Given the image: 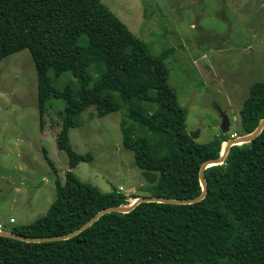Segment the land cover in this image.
Returning a JSON list of instances; mask_svg holds the SVG:
<instances>
[{
    "label": "trees",
    "instance_id": "1",
    "mask_svg": "<svg viewBox=\"0 0 264 264\" xmlns=\"http://www.w3.org/2000/svg\"><path fill=\"white\" fill-rule=\"evenodd\" d=\"M83 36L85 45L79 43ZM89 49L100 56L84 55ZM22 50L34 64L40 129L47 103L64 104L56 145L67 154L70 171L63 184L54 181V200L42 218L8 232L63 236L99 211L138 198L103 193L71 172L78 156L68 133L89 108L98 118L125 108L126 120L136 126L121 124L122 147L133 154L148 197L200 195V166L220 156L230 135L205 144L189 137L187 111L167 83L163 57L148 54L100 0H0V61ZM49 71L55 79L70 73L77 85L56 90ZM239 117L237 137L252 133L264 118V82L250 86ZM42 156L56 174L44 149ZM204 178L207 192L196 204L141 203L126 214H105L65 241L34 244L0 236V264H264V128L250 143L231 147L224 163L206 168Z\"/></svg>",
    "mask_w": 264,
    "mask_h": 264
},
{
    "label": "rangeland",
    "instance_id": "2",
    "mask_svg": "<svg viewBox=\"0 0 264 264\" xmlns=\"http://www.w3.org/2000/svg\"><path fill=\"white\" fill-rule=\"evenodd\" d=\"M144 45L151 56L163 57L167 83L187 111L186 131L205 144L220 135L239 134V110L250 86L264 82V0H100ZM87 42L83 36L79 43ZM84 55L100 56L89 49ZM98 74V65L90 69ZM56 90L77 83L65 73ZM64 104L47 103L43 126L37 110L36 73L28 50L0 61V231L42 218L55 196L54 181L63 184L70 171L67 154L56 145ZM221 114L229 131H220ZM71 129L68 140L78 156L71 172L103 193L116 190L129 200L148 197L145 179L122 147L125 108L98 118L89 108ZM135 133L145 137L142 129ZM144 144L145 141L143 140ZM46 150L54 174L42 156ZM89 155L87 162L82 157ZM12 219L13 222L9 223Z\"/></svg>",
    "mask_w": 264,
    "mask_h": 264
},
{
    "label": "water",
    "instance_id": "3",
    "mask_svg": "<svg viewBox=\"0 0 264 264\" xmlns=\"http://www.w3.org/2000/svg\"><path fill=\"white\" fill-rule=\"evenodd\" d=\"M264 128V118L261 119L255 128V130L252 133H249L247 135L238 136L236 138H232L227 140L223 146L221 154L216 159H211L209 161L204 162L199 169L198 173V182L201 187L200 195L191 198V199H182V200H175V199H168L163 197H139L133 200L128 206H115V207H109L105 208L101 211H99L96 215H94L89 221H87L85 224H83L81 227L76 229L75 231L58 237H49V238H30L20 235H15L13 233H10L8 231H0L1 237H6L12 240L24 242V243H46V242H55V241H65L70 238H73L80 234L81 232L85 231L87 228H89L92 224H94L100 217H102L105 214L108 213H121L126 214L132 211L136 206H138L141 203H158V204H167V205H192L196 204L200 201H202L205 198L206 192H207V186L206 181L204 178V171L206 168L211 166H218L222 165L226 159V156L229 152V149L233 146L241 145V144H247L250 143L252 140H254L263 130ZM220 131L223 134H227L229 131V121L227 117L223 114H221V126ZM189 137L192 140L196 139V134L190 133L188 134Z\"/></svg>",
    "mask_w": 264,
    "mask_h": 264
},
{
    "label": "built area",
    "instance_id": "4",
    "mask_svg": "<svg viewBox=\"0 0 264 264\" xmlns=\"http://www.w3.org/2000/svg\"><path fill=\"white\" fill-rule=\"evenodd\" d=\"M12 222H13V220H12V219H10V220H9V223H12Z\"/></svg>",
    "mask_w": 264,
    "mask_h": 264
}]
</instances>
